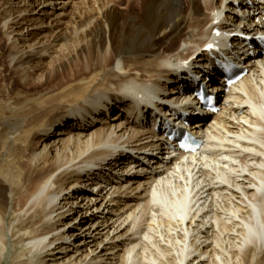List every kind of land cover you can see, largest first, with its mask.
<instances>
[{
	"label": "bare ground",
	"instance_id": "6f19581e",
	"mask_svg": "<svg viewBox=\"0 0 264 264\" xmlns=\"http://www.w3.org/2000/svg\"><path fill=\"white\" fill-rule=\"evenodd\" d=\"M86 2L68 23L43 19L30 29L24 18L21 43L55 32L53 44L68 51L43 83L29 73L8 85L0 70V127L13 139L0 144V264L8 252L9 264H264L259 51L249 75L221 96V112L196 122L206 140L198 154L175 157L155 134L164 120L153 109L183 103L189 70L221 58L206 49L213 39L236 42L237 18L249 22L246 34L264 31V0ZM11 47L0 40L1 68ZM49 50L11 55L14 72Z\"/></svg>",
	"mask_w": 264,
	"mask_h": 264
},
{
	"label": "rangeland",
	"instance_id": "374dc122",
	"mask_svg": "<svg viewBox=\"0 0 264 264\" xmlns=\"http://www.w3.org/2000/svg\"><path fill=\"white\" fill-rule=\"evenodd\" d=\"M44 1L45 0H0V40L1 41L5 40L8 47L13 46L14 44L17 46L16 51L12 47L10 50H13V51L7 50V52L5 53V57H4V67L2 68L0 67V70L2 71V75L8 78L7 79L8 85L12 84L14 80H18L19 82H22V83L29 81L31 79L28 76L29 73L33 74L34 76V79L32 78L33 82L43 83L45 81L46 73L48 72V70L52 69V66H53L52 62H54L61 56H64L63 54L65 55L68 54V51L63 50V48L60 45L56 46L53 44L52 39L54 38V35L57 34L55 32H51L49 33V35H44V33H34V36L30 38L28 43H23V42L21 43V41L24 40V38L28 34L27 33L28 30L26 28L27 21H24V18L31 19V22L29 23H33V26H31L30 29H32L33 27L36 28L35 24L40 25L43 19H44V23L49 24V27H50L51 24L55 26L57 22L68 23L70 18L73 16L71 14L72 10L74 13H79L80 10L78 9H83L89 6L87 5V2L85 4L83 3L86 0H74L73 3H71L72 0L71 1L70 0H51L50 5L46 3L47 5L44 4L45 6L43 5ZM41 2H42L41 6H39V8L37 7L35 12L29 11L31 7H33L34 5L38 6ZM71 4L72 6L73 5L74 6L72 7ZM217 4L218 5L220 4V0H217ZM27 7L29 9H26ZM95 7L99 9V4L97 3ZM118 7H120L121 9L120 11L122 12L123 9L125 8V5L121 3L118 5ZM25 9L28 11H25ZM86 9H89V8L87 7ZM40 11H45V12H40ZM81 11L83 12V10ZM44 14H46L47 18H44L45 16ZM16 23H18V25H16ZM62 26H65V25H62ZM57 31H58V28H57ZM50 38L51 40L49 41ZM49 47H52L54 49L49 50ZM47 48L49 52H45L43 55H37L36 59L33 62L21 67L19 70V73L14 72L13 64L10 62L11 55H15L16 57H19L20 55H26L28 52L29 53L33 52L35 54H39V53L41 54ZM62 50L64 53L62 52ZM55 51H57V53H55ZM17 94H19V92L14 91L12 98H18L19 95ZM45 94L47 96H50V95H53L54 93L48 92ZM2 104L5 106L4 103ZM0 129H1L0 144L3 145L5 148H8L10 147L11 142L13 141V139L11 138L10 131H7V132L4 131L3 126L0 127ZM54 140L56 139L53 138L47 141L49 148L53 145ZM0 158L2 159L3 157L1 156ZM4 159H7V158H4ZM2 171L3 169L0 167V177H1ZM140 209L141 207L138 209V211H140ZM140 223L142 225L145 223L144 224L145 228H147L146 225L150 224L147 221H143V222L140 221ZM156 229L157 227L155 228V231H157ZM163 234L165 233L163 232ZM155 240H160V237L158 238L156 237ZM148 243L149 242L145 243V246H147V248L144 246V249L141 250V252L143 253L144 251H146L145 255H149V250L152 249L151 246H149L150 243L149 244ZM119 253H120V256L123 255L124 250L122 252L120 251ZM11 255L12 254L9 252L8 254L6 253L2 261V264H9ZM110 262L111 261H109V263ZM116 262L117 261H113L112 263L115 264ZM121 263L122 261L120 259L118 261V264H121Z\"/></svg>",
	"mask_w": 264,
	"mask_h": 264
}]
</instances>
